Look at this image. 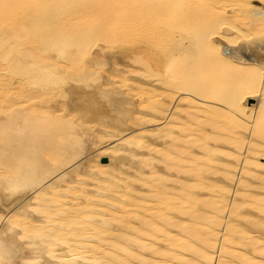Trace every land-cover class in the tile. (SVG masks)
<instances>
[{
    "label": "bare ground",
    "instance_id": "1",
    "mask_svg": "<svg viewBox=\"0 0 264 264\" xmlns=\"http://www.w3.org/2000/svg\"><path fill=\"white\" fill-rule=\"evenodd\" d=\"M0 264H264V0H0Z\"/></svg>",
    "mask_w": 264,
    "mask_h": 264
},
{
    "label": "rangeland",
    "instance_id": "2",
    "mask_svg": "<svg viewBox=\"0 0 264 264\" xmlns=\"http://www.w3.org/2000/svg\"><path fill=\"white\" fill-rule=\"evenodd\" d=\"M185 97H187V96H183V98H185ZM179 102V99H178V96L176 97V99L174 100V102H173V104H172V108L169 110V112H168V114H167V116H166V118L165 119H163V120H161V121H159V122H156V123H153V124H149V125H147L146 126V128H149V127H158V126H163V125H165V123L167 122V120L170 118V115L174 112V105L176 104V103H178ZM145 128V129H146ZM133 129V130H132ZM130 131H128V132H126L123 136L125 137V138H128V137H130V136H132L133 134H135V133H137V132H139V131H142V127H139V126H136L135 128H132ZM123 137V138H124ZM122 141V138L121 137H117V138H115V139H113V140H111L110 142H108L106 145V147H108V146H114V145H117V144H119L120 142ZM106 158H108V157H106ZM199 235H202V233H200Z\"/></svg>",
    "mask_w": 264,
    "mask_h": 264
}]
</instances>
